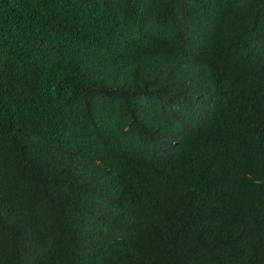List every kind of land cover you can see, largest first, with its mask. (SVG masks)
I'll use <instances>...</instances> for the list:
<instances>
[{
    "label": "trees",
    "instance_id": "trees-1",
    "mask_svg": "<svg viewBox=\"0 0 264 264\" xmlns=\"http://www.w3.org/2000/svg\"><path fill=\"white\" fill-rule=\"evenodd\" d=\"M0 264H264V0H0Z\"/></svg>",
    "mask_w": 264,
    "mask_h": 264
}]
</instances>
